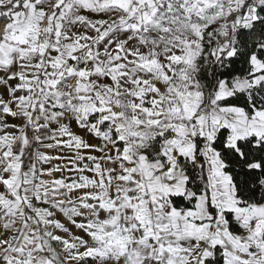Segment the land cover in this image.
<instances>
[{"label": "snow or ice", "instance_id": "6c2138e0", "mask_svg": "<svg viewBox=\"0 0 264 264\" xmlns=\"http://www.w3.org/2000/svg\"><path fill=\"white\" fill-rule=\"evenodd\" d=\"M0 264H264V0H0Z\"/></svg>", "mask_w": 264, "mask_h": 264}]
</instances>
